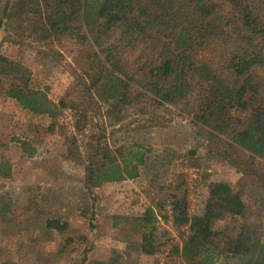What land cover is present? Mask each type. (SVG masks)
I'll use <instances>...</instances> for the list:
<instances>
[{
    "label": "trees",
    "instance_id": "obj_1",
    "mask_svg": "<svg viewBox=\"0 0 264 264\" xmlns=\"http://www.w3.org/2000/svg\"><path fill=\"white\" fill-rule=\"evenodd\" d=\"M25 20L42 41L75 37L88 44L87 82L83 79L81 84L90 107L106 102L108 115L133 109L144 117V126L164 125L160 113L176 110L206 139L207 152L258 179L259 186H252L256 212H264V0L4 2V34L18 31ZM30 81L26 66L0 54L5 96L31 114L50 118L68 107L63 99L51 100L46 89L33 88ZM16 140L22 154L32 157L35 148L30 141ZM88 146L82 178L88 191L134 179L145 164L146 150L135 144L112 150L98 138ZM0 174L9 177L8 170ZM168 197L172 225L187 226L175 251L188 264H218L223 258L233 264H264V242L250 222L233 231L225 227L248 216L241 192L229 183L210 181L202 212L191 216L183 192L173 189ZM9 211V202L0 195V217ZM131 219L140 229V253L155 254L159 248L154 208L148 206ZM44 227L62 232L67 225L48 219Z\"/></svg>",
    "mask_w": 264,
    "mask_h": 264
},
{
    "label": "rangeland",
    "instance_id": "obj_2",
    "mask_svg": "<svg viewBox=\"0 0 264 264\" xmlns=\"http://www.w3.org/2000/svg\"><path fill=\"white\" fill-rule=\"evenodd\" d=\"M5 1L0 0V10ZM15 30L6 35L0 29V54L30 70L33 88L46 89L51 100L63 99L68 107L55 118L31 114L5 96V84L0 86V170L9 172V177L0 174V195L10 205L0 217V263L188 264L175 251L187 226L172 225L168 196L173 189L183 192L189 215L201 213L207 184L219 180L239 190L248 206V216L225 227L250 222L264 242V212H256L252 189L258 179L207 152L206 139L187 117L170 108L160 113L164 125L144 126V117L133 109L108 115L106 102L90 107L81 84L87 82L88 44L75 37L42 41L26 20ZM16 138L30 141L32 157L22 154ZM98 138L112 150L131 144L146 150L139 175L84 189L88 145ZM148 206L157 215L159 250L153 255L140 253V229L131 219ZM48 219L67 227L48 230ZM218 264L233 261L223 258Z\"/></svg>",
    "mask_w": 264,
    "mask_h": 264
}]
</instances>
